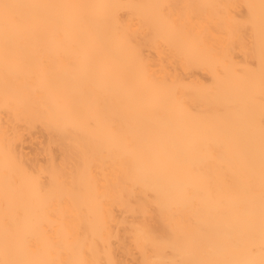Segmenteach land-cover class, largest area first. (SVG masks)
I'll list each match as a JSON object with an SVG mask.
<instances>
[{
  "label": "bare ground",
  "instance_id": "obj_1",
  "mask_svg": "<svg viewBox=\"0 0 264 264\" xmlns=\"http://www.w3.org/2000/svg\"><path fill=\"white\" fill-rule=\"evenodd\" d=\"M0 264H264V0H0Z\"/></svg>",
  "mask_w": 264,
  "mask_h": 264
}]
</instances>
